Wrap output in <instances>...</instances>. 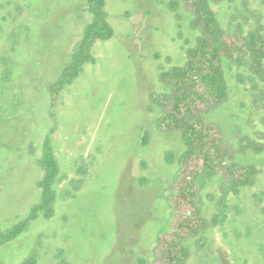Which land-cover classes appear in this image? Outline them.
Returning a JSON list of instances; mask_svg holds the SVG:
<instances>
[{
  "label": "rangeland",
  "instance_id": "374dc122",
  "mask_svg": "<svg viewBox=\"0 0 264 264\" xmlns=\"http://www.w3.org/2000/svg\"><path fill=\"white\" fill-rule=\"evenodd\" d=\"M106 1L114 36L94 44L96 60L52 107L49 84L93 18L87 0H0V228L40 201L47 136L59 163L52 216L0 246L5 264L30 254L37 264H155L168 197L185 213L176 177L186 147L180 133L160 129L152 95L167 91L160 73L186 63L199 32L182 2L174 10V0ZM211 4L231 41L264 33V0ZM224 66L229 99L206 118L258 176L239 192L224 193L222 174L198 188L205 225L186 234L184 264H264V81L256 89L247 66Z\"/></svg>",
  "mask_w": 264,
  "mask_h": 264
},
{
  "label": "trees",
  "instance_id": "16d2710c",
  "mask_svg": "<svg viewBox=\"0 0 264 264\" xmlns=\"http://www.w3.org/2000/svg\"><path fill=\"white\" fill-rule=\"evenodd\" d=\"M180 2L192 14L191 25L199 35L196 44L188 49L185 64L160 73V82L167 91L153 94L152 101L161 111L158 119L160 129L180 133L186 147L176 177L177 195L186 208L184 215L179 216L174 197H168L172 215L168 226L158 236L157 252L161 253L155 264H184L188 259L189 250L183 244L185 236L199 233L205 225L200 215L203 203L198 192L202 184L222 174L224 193L239 192L242 187L255 184L258 176L254 164L237 161L238 151L225 142L221 126L209 121L206 115L229 99L224 66L226 60L247 66L255 76L252 77L254 82L257 78L264 81V33L256 29L231 41L212 7V0H174L172 8L175 10ZM87 5L93 18L86 25L83 36L75 43L71 59L64 65L60 77L49 84L52 107L64 88L81 75L85 65L96 60L94 44L99 40H108L115 34L107 1L87 0ZM255 88H259L256 82ZM144 141L147 142V138ZM249 145H242L241 151H246ZM40 165L44 171L40 181L41 199L26 218L8 230L0 228V246L18 239L40 215L51 217L53 214L57 198L54 184L59 174V163L50 136L44 141ZM0 264L5 263L0 259ZM23 264H37L36 255L30 254Z\"/></svg>",
  "mask_w": 264,
  "mask_h": 264
}]
</instances>
